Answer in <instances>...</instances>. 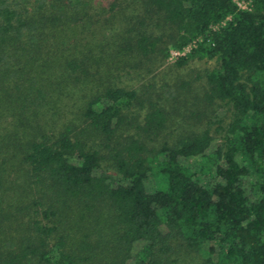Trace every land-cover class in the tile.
<instances>
[{
    "label": "trees",
    "instance_id": "1",
    "mask_svg": "<svg viewBox=\"0 0 264 264\" xmlns=\"http://www.w3.org/2000/svg\"><path fill=\"white\" fill-rule=\"evenodd\" d=\"M0 264H264V0H0Z\"/></svg>",
    "mask_w": 264,
    "mask_h": 264
},
{
    "label": "rangeland",
    "instance_id": "2",
    "mask_svg": "<svg viewBox=\"0 0 264 264\" xmlns=\"http://www.w3.org/2000/svg\"><path fill=\"white\" fill-rule=\"evenodd\" d=\"M245 4H243V6H244ZM175 51H172L171 52V60L173 61V60H175L176 58H173L172 57V53H174ZM185 54H187V52L185 53ZM206 68H208V66L207 65H205V64H203V63H199V62H193V63H191L190 64V67H189V70L190 71H192V74L193 73H195V72H198V71H200V70H202V69H206ZM217 146H218V142L217 141H215L214 143H213V145H212V150H215L216 148H217ZM193 163H194V160H190V161H184V164H192L193 165ZM252 180L251 179H249V181L247 182V190H248V192L250 193L251 192V185H252V182H251ZM155 188V184L153 183V181L152 182H149L148 183V189L149 190H153Z\"/></svg>",
    "mask_w": 264,
    "mask_h": 264
},
{
    "label": "built area",
    "instance_id": "3",
    "mask_svg": "<svg viewBox=\"0 0 264 264\" xmlns=\"http://www.w3.org/2000/svg\"><path fill=\"white\" fill-rule=\"evenodd\" d=\"M237 3H238V5H239L240 8H243V9L246 8L245 5L243 6L244 3H241V2H237ZM189 51H190L189 48L185 49L183 52H177V51H175L174 53H172L173 54L172 57L173 58H177L179 56H183V55H185L186 52H189Z\"/></svg>",
    "mask_w": 264,
    "mask_h": 264
}]
</instances>
